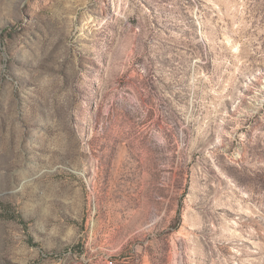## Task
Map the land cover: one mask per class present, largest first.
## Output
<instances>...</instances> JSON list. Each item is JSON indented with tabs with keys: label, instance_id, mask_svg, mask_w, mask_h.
<instances>
[{
	"label": "rangeland",
	"instance_id": "374dc122",
	"mask_svg": "<svg viewBox=\"0 0 264 264\" xmlns=\"http://www.w3.org/2000/svg\"><path fill=\"white\" fill-rule=\"evenodd\" d=\"M0 264H264V0H0Z\"/></svg>",
	"mask_w": 264,
	"mask_h": 264
}]
</instances>
